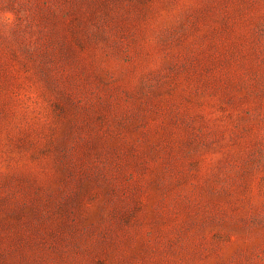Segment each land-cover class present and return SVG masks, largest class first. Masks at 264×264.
<instances>
[{"label": "rangeland", "instance_id": "rangeland-1", "mask_svg": "<svg viewBox=\"0 0 264 264\" xmlns=\"http://www.w3.org/2000/svg\"><path fill=\"white\" fill-rule=\"evenodd\" d=\"M0 264H264V0H0Z\"/></svg>", "mask_w": 264, "mask_h": 264}]
</instances>
